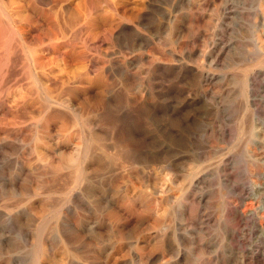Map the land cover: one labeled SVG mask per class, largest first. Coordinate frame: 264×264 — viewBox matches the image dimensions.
Segmentation results:
<instances>
[{"label":"rangeland","instance_id":"obj_1","mask_svg":"<svg viewBox=\"0 0 264 264\" xmlns=\"http://www.w3.org/2000/svg\"><path fill=\"white\" fill-rule=\"evenodd\" d=\"M136 102H146V109L138 110ZM94 103L102 105L103 113L100 108L97 112L103 116L89 108ZM123 112L124 116L127 113L124 119ZM62 116L68 120L63 128L68 130L66 134L79 133L83 142L86 127L81 120L87 119L97 131L111 128L120 139L128 137L131 148L141 151L145 150L139 142L145 141L143 119L147 116L163 125L160 128L165 133L179 130L189 137L194 133V142L202 139L199 146L212 143L216 159L220 158L215 179L209 176L199 184L200 189L191 187L193 164L184 165L174 182L157 161L151 165L153 170L147 167L144 176L120 174L115 180L121 181H114L110 188L113 199L119 201L139 191L148 194L155 188L169 192L170 200L160 204L159 196L152 195L153 213L136 219L135 228L125 222L133 220L125 211L116 222L100 220L101 237L87 241L94 244L89 246L90 255L95 256L91 264H140L133 248L141 244L139 236H146L152 247L161 245L150 238V222L155 216L161 219V230L176 222L186 224L182 216L185 205H195L198 193L204 196L201 212L214 215L216 224L208 223L204 233L195 227L192 236L201 235L202 244L216 239V258L209 249L193 252L189 245L180 246L173 239L172 246L181 250V258L167 256L171 260L167 264H264V0H0V264H6L14 235L6 227L7 213L26 215L29 234L35 233L38 205L44 202L54 213L57 195L44 199L37 185L41 174L37 167L45 120L50 123L51 148L57 143L64 150L62 159L71 154L70 145L57 140L61 130L54 121ZM175 120L188 124L178 126ZM192 120L199 124L191 126ZM121 122L124 124L119 125ZM50 199L55 203L52 207ZM11 200L18 201L14 205ZM227 200H233L237 218L231 244L222 208ZM117 230L123 234V249L109 255L116 249ZM16 242L23 247L20 238Z\"/></svg>","mask_w":264,"mask_h":264},{"label":"bare ground","instance_id":"obj_2","mask_svg":"<svg viewBox=\"0 0 264 264\" xmlns=\"http://www.w3.org/2000/svg\"><path fill=\"white\" fill-rule=\"evenodd\" d=\"M180 2H181V0H180ZM136 72H138V69ZM142 72H144V71H142ZM144 76H145V74H144ZM145 79H146V77H145ZM143 82H144V80H143ZM145 82L148 83L147 80ZM140 86H141V84H140ZM145 86H146V84H145ZM141 87H144V86H141ZM146 90H149V88L147 87ZM136 92H138V91H136ZM152 92L153 91H151L150 93H152ZM141 93H142L141 94V96H142L143 90H141ZM55 101H57V100H55ZM150 101H151V99H150ZM132 102H133V100H132ZM62 103H63V101H62ZM145 103L143 102L141 104L140 103L137 104V102H136L134 104V106L138 110H142V112H143V110H145L147 107V103L146 104ZM186 103H188V102H186ZM53 104H55V103H53ZM128 104L129 103H127V105L126 104L125 105L128 106ZM44 105L47 106V104H44ZM107 105H105V103H104V106L107 107ZM49 106H51L50 108H52L51 104ZM100 106L102 107L101 104L98 106V104L94 103V104H91L89 106V108L94 110V111L96 110V112H97V108H100ZM111 106H112V104H111ZM64 107L68 110H73L71 108L72 106L70 107V106L66 105ZM135 107L133 108V110L136 109ZM54 110L56 111V109L53 108V111ZM186 110H187V107H186ZM42 111H43V109H42ZM83 111H85V110H83ZM99 111H101V108L99 109ZM115 111H114V113H115ZM118 111L120 112V110H118ZM50 112H52V110ZM89 112H92V111H89ZM106 112H104V113H106ZM132 112H134V111H132ZM56 113H58L57 115L60 114V112H56ZM62 113L60 115H64ZM109 113H111V112H109ZM145 113H146V111H145ZM99 114H100V112L98 113V115ZM124 114H125V112L121 113V118L123 116L122 119H124V117L127 115V113L125 116H124ZM139 114L141 115V113H139ZM170 114H171V112H170ZM83 115L84 114H82V116ZM92 115H94V114L92 113ZM103 115H101V116H103ZM107 115L110 116V114H107ZM116 115H118V114H116ZM112 116H114V115H112ZM115 116H114V118H115ZM142 116H143V114H142ZM160 116H162V115H160ZM179 116H181V115H179ZM105 117H104V120H105ZM116 117H118V116H116ZM140 117H138V118H140ZM129 118H130V116H129ZM129 118H127V120H129ZM134 118H135V116H134ZM70 119H72L71 116H70ZM107 119L110 123L111 119H109L108 117L106 118V120ZM143 120L145 122L144 123L145 126L143 124L138 125L140 127L144 126V128H145L144 130H143V128L141 129V130H143L142 136H143L145 141H141L139 139L141 141V143L139 142V144L145 145V150L141 151V150H136L135 146H134V148H131V146H132L131 141L132 140L129 139L128 137L126 139H120L121 136L119 134H117V135H119V137L117 135H115L114 134L115 132L113 131L114 132L113 133L111 128L108 131H97L96 128H93L94 124L87 119L81 120L83 127H86V132H85L86 134L84 135V142H83V138L79 133H74L71 135L66 134L67 129L64 131L63 128L67 125L68 120L64 117L59 118L58 120L54 121L57 124V126L59 127V129L61 130L60 135L58 136L57 140H59L60 143L69 144L71 147V154L68 155L65 159H62L64 150L62 151L61 150L62 148H60V146L57 143L55 144L56 147L54 149L51 148V145L49 143L50 142V133H49L50 123L48 120H45V122L43 124L42 135L40 137L41 143L43 145V151L40 152V154L38 153L39 154L38 162L40 161V163H39L40 166H38L37 168H39V167L41 168V172H40L41 174L39 176L40 177L39 178L40 183H38L37 181L36 182L38 183L37 185H40L39 189H40V192H42L44 199L48 198L52 194L57 195V200L55 201L56 204L53 203L51 199H50L51 202L49 201L50 205H51V203H53V206L55 204V210H54V213L52 214L50 212L49 207L44 202L42 204L38 205V206H40L39 211L37 213L39 215H38V217H36L35 233H32V234H29L30 232L26 228V225H28L27 224L28 222H26L27 221L26 215H24L21 212H17V213L15 212L12 215L8 214V213L5 215V213H4V215H5L4 219L6 220V223H8L6 225V227L7 228H8V226L11 227L12 232L14 233L13 237L10 240L9 247L7 249L6 264H91L92 263L91 260L92 259L94 260L95 256L90 255V253H92V252H90V248H89L90 243L87 241L93 240L94 237H96L97 239L99 237H101V235L103 233L102 231H104V230L102 228H100V224H99L101 222L100 220H102V222H103V220L107 218L108 220L111 219V220L116 222L120 218H123V213L125 211L126 213L129 214L128 216H131V218L133 219L131 221L126 220L125 222H127V224H130L131 226L130 225L129 226L131 228L132 227L135 228L134 226H136V222H137L136 219L142 217L143 214L144 215H150L153 213L155 208L153 207V202L151 203V201L149 200V198L152 195L153 196H159V203L160 204H163V203L168 204L167 202L170 200L169 195H168L169 192H167L165 189H155V188H153L152 191L150 190L151 192L148 194H147V192L144 193V192L139 191V192H135L132 195L130 194V195L123 196L124 194H122L123 197L121 199H118L119 201H117L118 197L113 199V197L109 193L110 188H111L113 182L116 181L115 179L120 178L118 176L124 172H126L128 175H131L133 177L135 175L136 176L143 175V174H146L145 170L148 169L147 167H151V168H149V171L153 170L154 168L151 165H153V163H155L157 161V162H159L160 165L159 164L158 165L161 169H164L167 172L169 171L168 173L172 175L171 179L174 182V178L178 177V174L182 171L184 165L193 164L194 173H193V175L191 174V176H192L191 187L193 189H196V188L200 189L199 184H201L205 180H207L209 178V176H212L213 178L215 177L216 168L220 164L219 161H217V159H220V158L216 159V147L214 149V146L212 145V143H209V144L205 143V146H203V145L199 146V143H201L202 139L200 142H197L198 144L196 142H194V133H193V135H190L191 137H189V135L186 136L183 133L184 131L181 132L179 130H177L176 132H172V131L169 132L168 131L165 133V131L160 128L161 124H159L155 119L147 118V116L146 117L144 116ZM71 121H73V120H71ZM118 121H121V120H118ZM104 122H106V121H104ZM115 122H117V120ZM124 122H125V120H124ZM140 122H142V121H140ZM109 123H107V125L110 126ZM114 123L112 125H114ZM175 123L178 126H183L185 124H188L187 121L183 122V121H176V120H175ZM203 123L205 124V122H203ZM206 123H207V121H206ZM120 124H124V123L121 122V123H119V125ZM189 124L191 126H193V125H198L199 123L197 122V120H192V121H189ZM135 125H136V123H135ZM41 126H42V123H41ZM98 126H99V124H98ZM161 126H163V125H161ZM123 127H124V125H123ZM98 128L100 129L101 127L99 126ZM164 129H165V127H164ZM117 130H119V128ZM120 131H121V129H120ZM67 132H68V130H67ZM198 132H196V133H198ZM200 135H201V133H200ZM135 137H136V135H135ZM203 141H204V138H203ZM205 141H208V140H205ZM212 141H209V142H212ZM68 148H69V146H68ZM51 149L53 150V152H51ZM65 153H66V151H65ZM223 159H224V157H223ZM157 162H156V164H157ZM225 165L226 164H224V166ZM0 166H1V164H0ZM191 167H192V165H191ZM159 172H161V171H159ZM224 172H225V170H224ZM126 173H124V174H126ZM127 174H126V176H127ZM124 178H125V176H124ZM121 179H123V178H121ZM130 179H131V177L128 180H130ZM144 179H147V178H144ZM144 179H142L141 181H144ZM171 179H169V180L171 181ZM187 179H189V178H187ZM118 180H120V179H118ZM190 180H191V178H190ZM131 181H129V182H131ZM149 183H150V181H149ZM186 183H187V181H186ZM186 183H185V185H186ZM210 184H212V183L210 182L209 185ZM213 184H214V182H213ZM116 185H117V183H116ZM116 187H118V186H116ZM157 188H159V186ZM165 188H166V186H165ZM20 189L23 190L22 187ZM169 189L171 192V188H169ZM183 190H185V189L183 188ZM118 191H119V189H118ZM19 192L21 193V190H19ZM215 192H216V189H215ZM118 194H120V193H118ZM214 194L215 193H212V197H214ZM11 195H12V193H11ZM230 197H231V195H230ZM3 198H6V197H3ZM9 198L11 199L12 197H9ZM18 198H20V197H18ZM32 198H34V197H32ZM7 199H8V197H7ZM12 199L15 200L16 198L15 199L12 198ZM29 199L30 198H28V200ZM194 199L196 200V198H194ZM203 199H204L203 194L198 193L197 201H195L197 205L195 204V205L191 206L193 204L192 201H191L192 204L190 206H187L188 204L185 205V203L183 201L184 198H183V200L180 201L181 204L185 205L182 216H183V221L186 222V224L183 222H179V223L176 222V224L172 225L171 228H170V226H168L167 228L161 230L160 227L163 224L162 220L159 218H156V216H155V218L149 224V227L152 229V234H150L151 235L150 238L155 239L157 243L160 242L161 245L156 244V246L152 247L151 242L145 238L146 236L145 237L139 236V238L141 239V244H134L135 241L133 242V244H134L133 248L136 251L137 256H138V257L136 256L138 258L137 261L140 264H142V263L143 264H145V263L146 264H155V262L167 264V263H169V261H171L167 256L175 257L176 259H178L181 255V253H180L181 250L179 252L178 250L177 251L175 250L176 249L175 247L173 248V246H172V240L173 239L177 240L179 242V244H181L180 246L189 245L193 249L192 250L193 252H196V250L201 251L202 248L209 249L212 252H214V257L216 258V254H217L216 239L210 240L206 244H202L201 235H199V238L192 236L195 234V227H198L199 230L202 233H204L203 230L206 228V225H208V223L215 221L214 215H212V214H206L205 215L204 213H202L203 211L201 212L202 208L200 209L199 206L204 203ZM232 199H233V197H232ZM17 201H14V203L15 202L17 203ZM46 201H48V200L46 199ZM171 201H172V199H171ZM171 201H170V203H171ZM232 201L231 200L225 201L226 203H225L224 207H222V208H224L223 213H224L225 219H227V221L229 222L228 223L229 224V230H227L228 231L227 240H228L229 244H231L230 242L234 239L233 238L234 231H235L234 223L236 222L235 219H237L235 217L236 214H235V210H234V206H233ZM3 202H4V200H3ZM201 202H203V203H201ZM7 203H8V201H7ZM11 203H12V200H11ZM14 203H12V204H14ZM38 203H39V201H38ZM4 205H7V204L5 203ZM5 207H7V206H5ZM51 207H52V205H51ZM9 208L12 209V205H11V207L9 206ZM14 209L16 210V209H18V207L13 208V210ZM7 210H8V208H7ZM34 214H36V213H34ZM32 215H33V213H32ZM124 218H125V216H124ZM4 219H3V221H4ZM28 219H30V218H28ZM148 220H150V219H148ZM113 221H111V222H113ZM164 221H165V219H164ZM105 222H106V220H105ZM167 222H169V221H167ZM142 225H143V223H142ZM30 226H32V225H30ZM27 227H29V226H27ZM213 227H215V226H213ZM127 228H128V226H127ZM139 232H141V230H139ZM188 233H189V235H188ZM200 233H197V234H200ZM116 236H117V238L115 240L116 241L115 242L116 243V249L114 251H111L109 253V255H114L117 251H120L123 249L121 247L122 246L121 242L123 240V234H122L121 230H119V231L117 230ZM18 238H20L21 241L23 242V244H22L23 247H19V245H18L19 243L17 244L16 240ZM194 239H196V240H194ZM91 243H93V241ZM98 243H96V244H98ZM20 245H21V243H20ZM100 245H102V244L100 243ZM91 246H94V244H92ZM98 246H99V244H98ZM160 248H164L163 249L164 252L160 253V254H155V252H157ZM128 249H129V247H128ZM91 250H93V249H91ZM148 250H151L150 254H146V251H148ZM93 253H95V252H93ZM229 253H231L230 250H229ZM98 255H100V254H98ZM117 255H119V254H117ZM3 258H5V257H3ZM110 261H112V259H110ZM93 263H94V261H93ZM99 263L100 262H98V264ZM131 264H133V262H131Z\"/></svg>","mask_w":264,"mask_h":264}]
</instances>
